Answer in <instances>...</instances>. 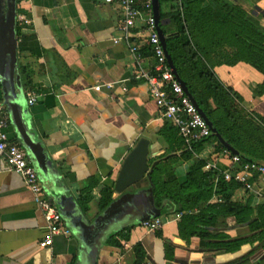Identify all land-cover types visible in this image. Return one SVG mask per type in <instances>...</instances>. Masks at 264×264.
Returning a JSON list of instances; mask_svg holds the SVG:
<instances>
[{
	"label": "crops",
	"instance_id": "crops-1",
	"mask_svg": "<svg viewBox=\"0 0 264 264\" xmlns=\"http://www.w3.org/2000/svg\"><path fill=\"white\" fill-rule=\"evenodd\" d=\"M201 1L214 5L213 17L218 21L225 16L216 0ZM225 1L239 4L264 26V0ZM14 6L9 64L5 52L9 0H0V121L7 123L9 140L23 145L36 165L15 120V104L54 189L39 168L43 185L71 234L56 235L51 247L40 246L47 232L44 211L23 177L9 170L0 154V264H134L139 243L146 252L144 264H264V236L230 251L209 244L218 242L216 237L208 241L181 237L174 216L161 236L142 229V218L151 213L148 177L123 192L114 188L116 201L105 211L100 209L103 188L115 187L126 157L140 139L150 141L152 158L176 156L178 177L187 173L189 165L212 160L217 142H206L190 157L183 151L170 152L175 144L170 134L164 135V126L173 123L161 115L140 75L153 72L151 48L139 29L131 32V41L140 44V58L128 43L113 41L121 35L122 15L117 4L106 0H14ZM172 7L164 1L160 9L167 14ZM19 14L31 23L20 24ZM162 20L166 39L178 32L174 24L168 26V17ZM214 71L242 97V105L264 121V74L242 60L216 64ZM30 88L40 95L33 105L28 103ZM226 162L224 159L220 166ZM90 187L92 200L86 210L80 199ZM216 192L209 203L217 202ZM232 200L249 203L254 209L264 203L242 191L235 192ZM218 222L210 228L215 236L223 233L229 239H244L253 234L249 222L240 223L234 217H220ZM122 229L128 238L121 239L120 245L110 243V236Z\"/></svg>",
	"mask_w": 264,
	"mask_h": 264
},
{
	"label": "trees",
	"instance_id": "trees-1",
	"mask_svg": "<svg viewBox=\"0 0 264 264\" xmlns=\"http://www.w3.org/2000/svg\"><path fill=\"white\" fill-rule=\"evenodd\" d=\"M164 1L171 2L173 7L167 14L160 9L161 18L168 17V26L174 24L178 30L166 39L168 50L189 92L223 139L221 141L212 134L208 139L195 142L192 150L177 128L168 124L164 126V135L170 134L175 144L170 152L179 150L190 157L198 153L206 142L216 141L219 150L227 148L245 161L264 162V121L258 114L247 110L242 105V97L221 82L214 71L216 64L242 60L250 62L264 74V26L261 20L249 15L239 4L225 0H216L220 10L226 11L219 21L213 17L214 5L211 3L159 0L161 7ZM26 85L29 87L31 81ZM261 92H264V83ZM178 160L176 156L151 159L148 208L152 204L167 217L182 213L177 220L181 237L198 236L207 241L216 237L218 242L209 244L219 249L238 251L242 245H252L264 236V203L254 209L249 203L234 202L232 195L236 185L222 179L216 185V172L204 169L205 160L189 165L187 173L178 177L174 167ZM215 189L221 200L209 203ZM115 194L112 185L103 188L102 211L116 201ZM80 200L88 210L92 200L91 187L82 193ZM220 217H234L240 223L249 222L252 236L244 239H229L223 233L215 236L210 228L217 227ZM161 232L156 234L161 236ZM123 238L127 239L128 234L122 229L111 235L109 240L120 245ZM202 244L206 245V242L202 241ZM135 254L134 264H144L146 252L142 244L135 245Z\"/></svg>",
	"mask_w": 264,
	"mask_h": 264
},
{
	"label": "built area",
	"instance_id": "built-area-1",
	"mask_svg": "<svg viewBox=\"0 0 264 264\" xmlns=\"http://www.w3.org/2000/svg\"><path fill=\"white\" fill-rule=\"evenodd\" d=\"M106 2L117 4L121 9L122 18L118 26L121 35L115 36L113 41L117 44L128 43L130 50L140 58V44L131 41V32L134 29H139L151 48L154 57L153 72H141L140 75L147 81L151 96L160 109L161 115L172 121L189 149H192L195 142L208 139L212 135V131L207 121L186 94L168 62L158 32L154 1L106 0ZM17 20L23 26L31 23V20L23 14H19ZM124 89L126 90V87ZM39 96L38 92L30 88L27 91L28 103L35 104ZM2 110L3 107L0 105V113ZM6 128L7 123L1 120L0 154L4 155L7 168L20 174L27 187L35 194L36 202L43 209L47 221V232L40 246L51 247L56 235L69 236L71 232L65 227L61 210L44 187L39 170L29 157L26 148L20 143L9 140ZM213 155L214 158L206 162L204 169L216 172V185L220 179L227 183H234L236 185L235 192L242 191L245 195H251L264 202L263 162L245 161L240 155L233 154L227 148L215 150ZM224 159L227 162L224 166H220V162ZM216 200H221L220 195L216 196ZM182 215V213H178L173 218L178 219ZM170 217L160 215L143 219L140 222V227L151 232L161 231L170 222Z\"/></svg>",
	"mask_w": 264,
	"mask_h": 264
},
{
	"label": "water",
	"instance_id": "water-1",
	"mask_svg": "<svg viewBox=\"0 0 264 264\" xmlns=\"http://www.w3.org/2000/svg\"><path fill=\"white\" fill-rule=\"evenodd\" d=\"M153 1H154V14H155V17H156V20L158 23V32H159L162 44L165 48V52L167 55L168 62L170 64V66L172 67L174 74L176 75L177 79L179 80V82L184 87L186 94L190 97L192 102L197 106V108H198L199 112L201 113V115L203 116V118L207 121V123H208V125L212 131V134H214L219 140L223 141L220 133L217 131V129L212 124V122L209 120L207 115L203 112V110L199 107L197 101L192 96V94L189 92L184 81L182 80V78L179 75L178 70L175 66V63L172 59V56L168 50L166 37H165L164 31L162 29L163 20H162L161 15H160L159 0H153ZM14 16H15L14 0H9V13H8L6 30H5V42H6L5 43V52H6V54H9L8 61H7L9 64H10L9 60L11 59L10 54H11V47H12L11 25H12ZM9 86H10V84H9ZM13 107H14V113H15V120L17 122V125L22 129L21 132H22V135L24 137L25 145L32 152L34 159L36 160V166L38 167V169L39 168L41 169L40 171H41V174H42L44 180L47 182L48 181L50 182L51 180H50V177L48 174V170H47L46 166H44V163L42 162V158H40V156L35 154V151L32 148V142H31L25 128L23 127V123L21 121V118H20V115H19V112L17 110L16 105L13 104ZM151 159H152V157L150 155V141L146 138L140 139L139 142L136 144V146L128 154V156L126 157V159L122 165L121 171H120V173L117 177L116 183H115V187H114L115 190L117 192H123L129 186L137 184L138 182L143 180L145 177H149L150 170H151V164H150ZM49 182H48V184H49ZM50 184H51V182H50ZM51 188L54 189V186L52 184H51ZM149 210L151 213L148 214L147 216L143 217L142 220L147 219V218H151V217H157V216H160L162 214V212L159 210H156L152 204H150Z\"/></svg>",
	"mask_w": 264,
	"mask_h": 264
}]
</instances>
